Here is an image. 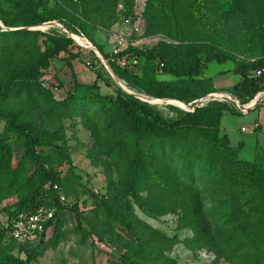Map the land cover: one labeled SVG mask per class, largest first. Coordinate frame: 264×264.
<instances>
[{"label":"rangeland","instance_id":"374dc122","mask_svg":"<svg viewBox=\"0 0 264 264\" xmlns=\"http://www.w3.org/2000/svg\"><path fill=\"white\" fill-rule=\"evenodd\" d=\"M33 1L39 14L61 17L65 23L7 27L2 18H12L14 4L12 0H0V32L30 30L51 37L66 35L82 53L71 65L63 60V53L52 59L50 68L29 90L0 100V109L17 113L23 122L36 126L42 142L38 147L42 161L59 174L63 192L76 209L62 213L29 263L24 252L1 241L0 264L10 256L28 264H162L166 257L177 264H250L240 237L234 239L236 246L231 250L224 248L218 236L245 227L243 200L231 191L214 190L198 174L190 191L185 182L179 183L175 177L166 183L173 172L164 168L160 170L166 171L164 184L153 179L157 176L150 177L133 191L134 169L123 157L120 142V134L126 130L124 123L110 119L97 106L84 118L63 102L70 93L96 92L78 88V84H97L101 94H115L118 86L132 94L94 44L121 70L119 61L128 56L129 48H158L182 62L204 56L207 51L227 53L244 62L264 57V1L218 0L235 2L237 11L229 16L219 10L223 13L210 21L205 10L192 5L191 0H176V12L170 0H132V4L130 0L128 6L125 0H95L93 5H87L88 0ZM85 6L91 9L89 13ZM66 24H80L79 34L69 32ZM41 51L39 47L23 46L1 54L0 83L15 68L34 61ZM233 69L234 62H229L212 63L206 70L207 76H214L219 93L233 94ZM158 79L172 78L159 75ZM260 95L264 97V92ZM138 98L168 119L176 116L170 106L185 112L196 109L173 100ZM257 106L264 107V102L252 109ZM254 117L253 110L249 116L225 113L219 123L220 134L228 136L240 161L264 167V137L257 127L252 129ZM0 142L12 151L11 160L0 166L1 222L3 212L27 197L38 181L35 167L26 156L24 134L9 130L1 121ZM95 188L101 193H95ZM145 239H153L155 244L150 260L137 242ZM38 242L39 239L31 245L37 246Z\"/></svg>","mask_w":264,"mask_h":264},{"label":"trees","instance_id":"16d2710c","mask_svg":"<svg viewBox=\"0 0 264 264\" xmlns=\"http://www.w3.org/2000/svg\"><path fill=\"white\" fill-rule=\"evenodd\" d=\"M115 1L117 3L119 0ZM125 1L128 6L130 0ZM259 1L262 3L264 0ZM12 2L14 4L12 18H2L7 27L20 25L31 27L54 21L65 23L61 17L39 14L33 0H12ZM89 3L93 5L95 0H88L87 5ZM191 3L205 10L209 21L222 11L229 16L234 15L238 8V5L232 1L219 3L218 0H191ZM45 6L47 7V4ZM170 6L175 11L176 0H170ZM85 9L87 13L91 11L89 6H85ZM66 27L69 32L79 34L82 26L66 24ZM41 38L44 40L39 42ZM94 45L108 60L110 69L132 94L119 86L115 94H101L97 84L93 86L78 84V88H92L96 89V92L68 94L63 102L66 108L87 118L91 114L92 107L97 106L110 119L121 120L124 123L126 130L120 134V142L123 157L134 169L131 184L133 191L145 180L150 181V177L157 176L153 179L164 184L166 171H160L164 168L172 169L173 172L166 183L175 177L179 183L185 182L186 190L190 191V187L196 183V174H198L214 190L231 191L238 199L243 200L242 219L245 227L218 234L219 242L224 248L233 250L236 246L234 239L240 237L245 244L250 264H264V167L240 161L237 150L231 147L227 135L221 136L219 127L225 113L243 114L236 112L227 103L211 101L197 107L193 112L180 111L170 106V109L176 112V116L168 119L162 112L138 98L145 96L189 105L218 92L215 78L206 75L210 64L223 65L234 62L233 74L240 76L241 79L234 85L232 95L246 105L264 92V57L253 62H244L233 59L227 53L207 51L204 56H195L182 62L160 52L158 48L151 50L129 48L126 56L128 64L121 70L101 47ZM23 46H29L31 49L39 47L42 51L38 52L34 61L15 68L7 75L5 81L0 83V100L8 94L16 95L29 90L33 83L50 68L51 60L58 58L62 53L63 60L68 65L79 59L82 53L73 39L66 35L51 37L30 30L0 32V55ZM138 68L140 73L137 72ZM253 71H260L261 75L249 77ZM159 75H167L172 79L159 80ZM100 76L99 74L98 77ZM1 121L6 123L9 130L24 134L27 144L26 156L35 167L38 181V185L27 197L5 211L14 217L22 212H34L42 206L56 208L54 217L46 223L45 231L38 238L37 246L33 245L34 247L32 243L17 244L11 238L10 231L3 228L0 223V243L5 241L6 244L24 252L29 263L32 254L44 242L48 230L57 225L62 213L74 211L76 208L73 205L70 207L60 205L59 191L55 186L63 192V181L57 172L46 168L42 161V156L38 152L42 142L36 126L23 122L19 114L2 109H0ZM0 151L2 153L0 166H3L11 160L12 151L2 142H0ZM137 242L140 243V251L145 252V256L150 260L155 250L153 239ZM5 259L3 264H28L20 257L10 256ZM162 264H177V262L166 257Z\"/></svg>","mask_w":264,"mask_h":264},{"label":"built area","instance_id":"2783aa9c","mask_svg":"<svg viewBox=\"0 0 264 264\" xmlns=\"http://www.w3.org/2000/svg\"><path fill=\"white\" fill-rule=\"evenodd\" d=\"M119 39V38H117ZM119 63L122 67H126L128 64L127 57H123L120 59ZM136 63V61H134ZM260 71H253L249 77L260 76ZM261 94V93H260ZM259 96L256 98V101L264 102V97ZM211 101H220L224 103H228L233 105L238 111H240L243 115H247L251 109L249 104H242L235 96L228 93H213L204 98L196 100L195 102L187 105L190 108H197L204 106L208 102ZM253 107V106H252ZM246 129L243 128V131ZM55 189L59 191V201L60 205L63 207H70L73 204L72 200L65 196V194L59 189L58 186H55ZM95 193L99 194L101 191L98 188L94 189ZM56 208H48V207H39L34 212H22L17 214L14 217H11L7 212H3L1 217V226L10 231L11 238L19 245H26L33 243L38 240L41 234L45 231L46 223L54 217Z\"/></svg>","mask_w":264,"mask_h":264},{"label":"crops","instance_id":"0c3cea01","mask_svg":"<svg viewBox=\"0 0 264 264\" xmlns=\"http://www.w3.org/2000/svg\"><path fill=\"white\" fill-rule=\"evenodd\" d=\"M214 77V76H211ZM241 77L240 76H236V83H238L240 81ZM253 110V113L255 115L254 117V126L252 129H255L256 127L262 132V135L264 137V107H259V108H255V109H251L249 111V113L247 114L248 116L250 115V112ZM246 131V130H245Z\"/></svg>","mask_w":264,"mask_h":264},{"label":"water","instance_id":"95a60500","mask_svg":"<svg viewBox=\"0 0 264 264\" xmlns=\"http://www.w3.org/2000/svg\"><path fill=\"white\" fill-rule=\"evenodd\" d=\"M76 42H77V41H76ZM258 96H259V94L257 95V97H258ZM257 97H256V98H257ZM256 98L254 99V100H255V104L253 105V107H254V106H255V105H256V104L259 102V100H257V101H256ZM253 107H252V106H250V108H249V109H252Z\"/></svg>","mask_w":264,"mask_h":264},{"label":"bare ground","instance_id":"6f19581e","mask_svg":"<svg viewBox=\"0 0 264 264\" xmlns=\"http://www.w3.org/2000/svg\"><path fill=\"white\" fill-rule=\"evenodd\" d=\"M86 41V40H85ZM154 100V99H153ZM155 101H160V100H155ZM163 101V100H162ZM255 104V100H253L251 103H250V106H253Z\"/></svg>","mask_w":264,"mask_h":264}]
</instances>
